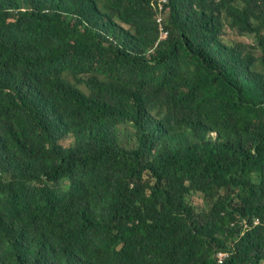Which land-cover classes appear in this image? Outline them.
Instances as JSON below:
<instances>
[{"label": "trees", "instance_id": "obj_1", "mask_svg": "<svg viewBox=\"0 0 264 264\" xmlns=\"http://www.w3.org/2000/svg\"><path fill=\"white\" fill-rule=\"evenodd\" d=\"M154 2L0 0V264H264V0Z\"/></svg>", "mask_w": 264, "mask_h": 264}, {"label": "built area", "instance_id": "obj_2", "mask_svg": "<svg viewBox=\"0 0 264 264\" xmlns=\"http://www.w3.org/2000/svg\"><path fill=\"white\" fill-rule=\"evenodd\" d=\"M157 2V4H156ZM169 2V0H155V2L153 3L155 7H158V12L161 13V11L163 10L164 6ZM157 22L160 26V31H161V38H165L167 36V33L164 31L163 27H162V18L159 16H157ZM229 258V254L227 252H218L216 254V261L217 264H227V260Z\"/></svg>", "mask_w": 264, "mask_h": 264}, {"label": "clouds", "instance_id": "obj_3", "mask_svg": "<svg viewBox=\"0 0 264 264\" xmlns=\"http://www.w3.org/2000/svg\"><path fill=\"white\" fill-rule=\"evenodd\" d=\"M158 13H159V12H158ZM159 15H160V17L162 18V27H163V17H162V13H159ZM159 15H158V16H159ZM156 23L158 24V22H157V17H156ZM158 29H159V33H160L159 41H161V40L167 38L168 33L165 31L164 27H163V29H164V31L167 33V36H166L165 38H161V31H160V26H159V24H158Z\"/></svg>", "mask_w": 264, "mask_h": 264}, {"label": "rangeland", "instance_id": "obj_4", "mask_svg": "<svg viewBox=\"0 0 264 264\" xmlns=\"http://www.w3.org/2000/svg\"><path fill=\"white\" fill-rule=\"evenodd\" d=\"M195 202H196V204H197L198 206L203 207V205H202V199H200L199 197H197V198L195 199Z\"/></svg>", "mask_w": 264, "mask_h": 264}]
</instances>
